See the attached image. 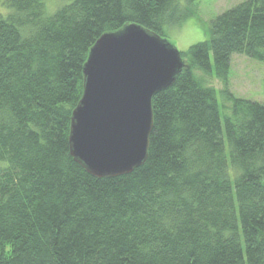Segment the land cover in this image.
Masks as SVG:
<instances>
[{
  "label": "trees",
  "instance_id": "16d2710c",
  "mask_svg": "<svg viewBox=\"0 0 264 264\" xmlns=\"http://www.w3.org/2000/svg\"><path fill=\"white\" fill-rule=\"evenodd\" d=\"M66 1L48 14L47 0H0V264H264V102L226 85L232 54L264 63V0L218 14L181 54L152 97L145 162L108 178L69 152L88 51L129 24L164 37L191 12ZM196 73L224 83L228 114Z\"/></svg>",
  "mask_w": 264,
  "mask_h": 264
},
{
  "label": "water",
  "instance_id": "95a60500",
  "mask_svg": "<svg viewBox=\"0 0 264 264\" xmlns=\"http://www.w3.org/2000/svg\"><path fill=\"white\" fill-rule=\"evenodd\" d=\"M186 67L171 43L140 25L100 35L83 64L82 95L71 113L74 159L98 177L139 167L147 155L152 97Z\"/></svg>",
  "mask_w": 264,
  "mask_h": 264
},
{
  "label": "rangeland",
  "instance_id": "374dc122",
  "mask_svg": "<svg viewBox=\"0 0 264 264\" xmlns=\"http://www.w3.org/2000/svg\"><path fill=\"white\" fill-rule=\"evenodd\" d=\"M48 14L54 13L58 8L67 3L66 0H47ZM182 7L191 14L175 28H168L162 37L171 43L181 54L188 48L209 37L208 27L210 21L222 12L246 0H178ZM4 12L0 6V14ZM173 27V26H171ZM210 63L214 72L213 57L210 54ZM205 86H210L216 91L220 112L228 114L229 109H224L229 104L225 95L224 83L215 75L196 73ZM227 89L234 97L264 102V63L248 58L242 54H232L230 70L227 77Z\"/></svg>",
  "mask_w": 264,
  "mask_h": 264
},
{
  "label": "bare ground",
  "instance_id": "6f19581e",
  "mask_svg": "<svg viewBox=\"0 0 264 264\" xmlns=\"http://www.w3.org/2000/svg\"><path fill=\"white\" fill-rule=\"evenodd\" d=\"M172 85H173V84H172ZM172 85H171V86H172ZM171 86H170V87H171ZM167 89H168V88H167ZM151 105H152V101H151ZM69 152H70V148H69ZM70 155H71V152H70ZM71 156H72V155H71ZM72 158L74 159L73 156H72ZM146 158H147V155H146ZM74 160H75V159H74ZM145 160H146V159H145ZM145 160H144V162H145ZM75 161H76V160H75ZM76 162H77V163H78V164H79V165H80V166H81V167H82V168H83L88 174H90V175L93 176V177H96V178L115 177V176H106V177H98V176H94L93 174L89 173V172H88V171H87V170H86V169H85V168H84V167H83L78 161H76ZM142 164H143V163H142ZM142 164H141V165H142ZM141 165H140V166H141ZM134 169H135V168H134ZM134 169H133V170H134ZM130 173H131V172H130Z\"/></svg>",
  "mask_w": 264,
  "mask_h": 264
}]
</instances>
